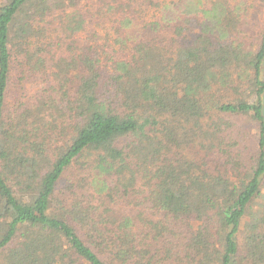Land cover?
Masks as SVG:
<instances>
[{"label":"trees","instance_id":"trees-1","mask_svg":"<svg viewBox=\"0 0 264 264\" xmlns=\"http://www.w3.org/2000/svg\"><path fill=\"white\" fill-rule=\"evenodd\" d=\"M91 1L0 0V264H264V19L147 0L162 46L140 0Z\"/></svg>","mask_w":264,"mask_h":264},{"label":"rangeland","instance_id":"rangeland-1","mask_svg":"<svg viewBox=\"0 0 264 264\" xmlns=\"http://www.w3.org/2000/svg\"><path fill=\"white\" fill-rule=\"evenodd\" d=\"M155 1V0H154ZM161 1V0H159ZM93 1L91 0H81L80 4H79V9L86 14V10L89 9V4H92ZM249 2V8H248V23L249 26L247 28L251 29L253 32L256 31L258 29V27L263 23V19H264V11L263 9L260 7V5L253 1L250 0ZM95 5V4H94ZM74 10V8H70L68 11H72ZM90 10V9H89ZM118 11H122V10H118ZM129 15L135 17V21L137 22H148L151 23L154 20H158L159 22V28L155 29V28H151L149 26L147 33L145 34V38H155L156 39V43L162 46L168 45L170 44V37L174 34V35H180V34H175V23L176 22H171V23H164L161 22L160 19V15L159 13H157L155 15V9L153 8L152 4H149V2L147 0H140L138 4H135L131 10H129V8L127 9ZM88 16V15H87ZM48 21V22H47ZM100 24L96 25L95 23H93L91 26L94 28V30H96L97 32H99L101 30V22L102 19L99 20ZM59 25L61 24V20L60 17H58V14L54 15L53 17H49L46 20V28L48 30V32H53L52 30L55 29L56 27H59ZM103 25L107 26L108 28L110 27L111 23L108 21H105L103 23ZM184 26H187V24L183 23ZM194 30V28H193ZM191 34L190 32L183 31L182 35H188ZM79 35V39L80 40H84L87 37H90V33L88 32V26L86 28V31H79L78 34ZM180 39V37L178 38ZM99 43H102V41H99ZM172 48H174L172 46ZM249 138L247 143L250 145L251 149L253 148V144L256 143V138H255V129L251 127V125H249ZM84 173L81 169L77 168L76 166L72 167L71 169H69V171H67V173L65 174V176H63L62 180L59 182L58 184V194L61 197H70L71 198V189H77L78 191H80V189L78 188V183L77 181L84 176ZM238 241L239 243L242 241L241 240V235H239L238 237Z\"/></svg>","mask_w":264,"mask_h":264}]
</instances>
